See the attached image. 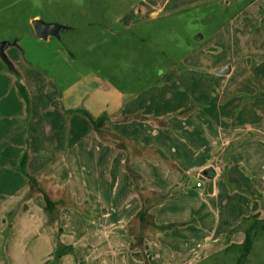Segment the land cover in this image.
<instances>
[{
  "label": "rangeland",
  "instance_id": "obj_1",
  "mask_svg": "<svg viewBox=\"0 0 264 264\" xmlns=\"http://www.w3.org/2000/svg\"><path fill=\"white\" fill-rule=\"evenodd\" d=\"M35 19L69 30L59 39H41L33 30ZM3 41L17 46L6 49L13 70L0 58V264H264L262 231L239 262L245 231L254 214H264V0H0ZM86 55L107 69L112 79L105 83L112 95L117 69L119 78L137 71L145 55L157 68L174 67V80L181 84H158L151 111H176L191 97L220 100V111L207 114L212 123L203 116L207 119L197 117L195 127L190 124L192 113L182 112L195 106L191 102L169 117L179 130L167 128L166 136H198L205 147L180 146L177 139L167 145L170 153L175 149L191 155L182 163L188 190L146 208L170 222L154 225L150 231L157 239L149 248L117 228L123 215L119 199L124 198L115 175L120 161L116 159L112 174V158L99 164L101 149L85 137L90 122L64 110L68 87L76 86L71 104H89ZM42 59L48 60L46 67L33 64ZM223 68L230 70L218 73ZM17 83L30 87L28 103ZM140 104L145 106L144 100ZM226 140L227 157L217 164L214 152ZM25 153L35 165L31 171L45 165L35 176L42 190L62 200L56 220L45 209L43 193L29 190L20 167ZM232 155L231 168L241 164L246 169L244 190L219 185L209 194L201 166L211 159L210 165L216 172L223 169L226 178L223 163ZM201 185L208 188L198 195L206 189H196ZM254 204L259 207L255 212ZM63 215L67 228L61 233Z\"/></svg>",
  "mask_w": 264,
  "mask_h": 264
},
{
  "label": "crops",
  "instance_id": "obj_2",
  "mask_svg": "<svg viewBox=\"0 0 264 264\" xmlns=\"http://www.w3.org/2000/svg\"><path fill=\"white\" fill-rule=\"evenodd\" d=\"M151 15H155V13L152 12ZM63 35H61V37ZM85 59L87 60L85 61V75L88 78L87 82L90 84L88 89L91 92V96H85V98L87 101H89V104H71L70 99H73L74 101L76 97V86L68 87L67 94H63L65 97L63 98L62 96L65 104L66 101L69 102L68 106L66 104V108L64 105V110L66 111V109H68V111H74L83 109L95 118L101 116H106L108 118L100 133H97L94 130L91 122L83 115L91 124V129L89 130L88 127V132H86L85 137L91 136V139H93L92 144L99 146V150L101 149L99 152L100 157L98 158L99 164L102 162V160H104L105 166L108 163L107 161L112 158L110 166L111 174L113 167L116 164V159L120 161L117 166L118 172H115V175L117 178L120 177L119 182L120 180L122 181L124 198L121 200L119 199L120 207L123 208V215L120 220V226L118 225L117 228L124 231V237L126 238H132L133 240L135 239L139 242L142 240V244L138 243V246L149 248V245H154L156 242L155 240L157 239V234H153L152 231H150L153 228L150 225H165L170 224V222L167 223L161 220L158 213L152 209L148 211L149 219L147 223L136 219V215L140 212L144 205L149 207L155 205L158 201H162L161 203H166L172 197H177L181 194L182 196H185L187 194L186 191L188 190V185L185 184V176L188 174V171L185 170V168L182 166V163L185 161L187 162V159H189L191 155H189L187 151L182 150L183 153H179L175 149H172V152L170 153L166 149L167 145L170 146L169 144L173 142L172 140L177 139V143L180 144V146L186 144L187 147L188 145H191L197 149L202 146L205 147V145L201 144V142L198 140V136L190 137V135H187V137H185L184 135L179 134V132H177L179 137L176 136V138L166 136L165 131H167V128H176L175 126H177L176 123L171 122V118L169 117L175 112H179L185 108L183 105L191 102L195 105L194 108L196 109L192 111V114H190L188 117L190 124H193L195 127L197 117L198 119L208 118L212 123L211 117L207 116V114L212 112L213 115V112L220 111V100L215 99L214 97H209L206 100H200L196 99V97H191L189 100L188 95L189 101H182L180 106L181 108H178L176 111L165 112L164 108H161L160 111H151L149 109V105L151 106V104H155V92H157L156 86L158 84H162V86H164V83H168L169 87L174 83L178 85L181 84L180 81L175 82L174 80L177 76V74H175L173 71L174 67L167 66L166 64L164 67L158 66V69L156 66L157 62L151 60L148 55H145L143 58V67L141 69L137 71L131 70L125 72V74L120 73V78L119 68L117 69L114 74L116 84L113 82L115 95H112L110 88H106L107 83H105L106 79L111 78L106 75L107 69L98 62H92L90 55H86ZM46 60L47 59H42L33 64L46 67ZM64 60H67V58H64ZM117 62L119 67L120 60ZM124 62L129 64L128 60H125ZM170 62L176 63L172 59H170ZM0 68L3 67L0 66ZM72 69V77L75 78L77 75V70H75V68ZM224 69L227 68L218 70V73ZM227 72L229 71L224 73ZM82 75L83 73L80 72V76ZM102 79L104 81L103 83H101ZM63 81L66 82L65 78L61 80L62 83ZM70 82L71 77L69 78L68 83L70 84ZM104 86L105 88H102ZM118 86L119 88H116ZM25 88L28 92V95L32 96L30 87L25 86ZM96 88L98 89L97 91L101 93V105L98 103L99 100L97 99ZM94 93H96V95H94ZM140 100H144L145 106L140 104ZM210 103L216 107L214 108L208 106ZM203 116H207V118H203ZM213 123L215 122L213 121ZM182 128L183 127H181V129ZM176 129L179 130L178 128ZM103 133H105L106 136L104 137L105 139L103 138L102 140ZM229 145V140H226L225 142L220 143L219 147H216L214 159L217 164H219V162L222 163L223 159L227 157L226 146ZM240 146L244 147L242 143ZM86 152L88 151L86 150ZM89 155H91V153H89ZM233 158L234 155L230 156L229 162L227 161L226 163H223V167L227 171L226 178L223 175V169L220 170L218 167V172H216V167H212V165H210L212 161L211 159H209L207 162L204 161L201 168H205L204 171L208 177V185L210 186L208 189L209 194L213 195L214 191L218 189L219 185H222L226 188L227 186L232 185L236 188H239L240 190H244L246 178L245 175H247L246 169L245 167L242 168L241 164L237 165L236 169H232L231 162H233V164L235 163ZM126 162H130V174H135L134 176H137L138 179H134L133 175L127 173L125 168ZM34 166L35 165H33L32 159L27 162V171H29L28 173L35 177L40 174L42 168L45 165L39 166V170L34 169V171H31L30 168H34ZM241 169H243V171H240ZM193 170H195V168H193ZM131 176H133V178ZM197 184H199V182ZM203 187L205 186H196V189H202ZM205 188L206 189L196 193L198 195L204 194L208 187ZM47 195L53 202L60 201L59 196L55 195V193H52L50 190L47 191ZM91 205L94 206L93 204ZM126 209L128 210L126 211ZM55 212L56 211H52L49 213V217H51L53 220L57 219V217L54 215ZM66 217V215H63L59 221V230L61 233L65 232L67 228L65 225L67 223ZM125 217H128V219L124 220ZM158 219L161 221V223L158 222ZM125 224H129L130 226H126ZM151 239H153L152 243ZM132 260L136 261L133 257Z\"/></svg>",
  "mask_w": 264,
  "mask_h": 264
},
{
  "label": "trees",
  "instance_id": "obj_3",
  "mask_svg": "<svg viewBox=\"0 0 264 264\" xmlns=\"http://www.w3.org/2000/svg\"><path fill=\"white\" fill-rule=\"evenodd\" d=\"M18 86V90L19 93L21 94V96L27 101V103L29 102V95L27 93V90L25 88V86L21 83H17ZM195 109L194 106L188 107L186 110H184L182 113H190L192 112V110ZM74 112L77 113H81L82 115H84L93 125L94 130L97 133H100V131L102 130L103 125H105L106 121H107V117L106 116H101L98 118L93 117L92 115H90L87 111L83 110V109H78V110H74ZM27 162H28V157L27 154L25 153L22 157V161L20 164L21 170L24 173V175L27 177V184L30 187V191H36V192H42L43 196H44V200L46 203L45 209L48 213H51L52 211H56L57 207L60 206L62 204V200L58 201V202H53L49 196L47 195V193L45 191L42 190V188L39 186L36 177L30 175L27 171ZM131 175H135L133 173H131ZM134 179H138L137 176H134ZM147 206H143L142 209L140 210V212L136 215V219H139L141 222H145L147 223L148 219H149V213L146 210ZM254 212L259 209L257 204H254ZM263 213H264V207H263ZM260 214H254L253 219L251 221V225L250 227L245 231V239L244 242L242 243L241 247H242V254L239 258V262H241L243 259L247 258V256L250 254L253 244H254V237L255 235L258 233V231H262L264 232V214L263 217L260 218ZM251 219V218H250ZM155 224H151L150 226L154 227ZM71 249H69L70 251Z\"/></svg>",
  "mask_w": 264,
  "mask_h": 264
},
{
  "label": "water",
  "instance_id": "obj_4",
  "mask_svg": "<svg viewBox=\"0 0 264 264\" xmlns=\"http://www.w3.org/2000/svg\"><path fill=\"white\" fill-rule=\"evenodd\" d=\"M33 30L38 38L46 39L49 36H52L59 39L64 32L69 30V28L66 26L58 25L56 23H45L40 19H35L33 21ZM13 46H17L16 41L12 43L7 41L0 42V58L10 70H13V66L8 56L6 55V49ZM226 71H229V68L221 70L219 72L224 73Z\"/></svg>",
  "mask_w": 264,
  "mask_h": 264
},
{
  "label": "built area",
  "instance_id": "obj_5",
  "mask_svg": "<svg viewBox=\"0 0 264 264\" xmlns=\"http://www.w3.org/2000/svg\"><path fill=\"white\" fill-rule=\"evenodd\" d=\"M198 186H199V184H198Z\"/></svg>",
  "mask_w": 264,
  "mask_h": 264
}]
</instances>
